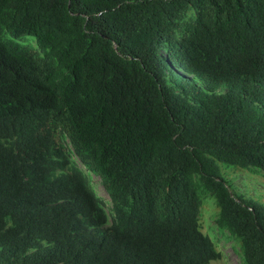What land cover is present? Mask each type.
Wrapping results in <instances>:
<instances>
[{"label": "trees", "instance_id": "obj_1", "mask_svg": "<svg viewBox=\"0 0 264 264\" xmlns=\"http://www.w3.org/2000/svg\"><path fill=\"white\" fill-rule=\"evenodd\" d=\"M217 163L264 177V0H0V264H208L204 196L264 264Z\"/></svg>", "mask_w": 264, "mask_h": 264}, {"label": "rangeland", "instance_id": "obj_2", "mask_svg": "<svg viewBox=\"0 0 264 264\" xmlns=\"http://www.w3.org/2000/svg\"><path fill=\"white\" fill-rule=\"evenodd\" d=\"M30 44L32 45L33 43L30 42ZM176 72L187 77L199 89H204L202 84L194 77L182 72L179 69H176ZM218 92H222V90H219ZM63 143L66 145L67 149L71 150L67 140L64 139ZM70 158L71 161L81 170L86 171L74 157L72 151ZM217 166L220 170V175L232 196L236 197L241 195L245 199H250L264 205L263 176L252 174L245 169L228 166L223 163H217ZM87 174L92 190L103 203V209L107 216V222L104 227H108L111 223L109 200L102 190L98 177L90 172H87ZM216 212L217 209L212 198L209 196L201 198V206L198 216L200 232L214 243L216 250L220 254V258L218 260L211 261L208 264H242L237 244L228 237L226 232L220 231L215 227L214 220Z\"/></svg>", "mask_w": 264, "mask_h": 264}]
</instances>
